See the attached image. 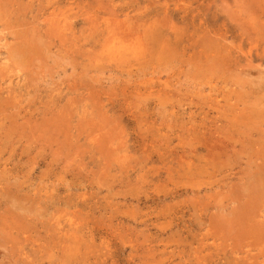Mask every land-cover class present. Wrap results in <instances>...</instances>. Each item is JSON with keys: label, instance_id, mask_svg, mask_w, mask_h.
Masks as SVG:
<instances>
[{"label": "rangeland", "instance_id": "obj_1", "mask_svg": "<svg viewBox=\"0 0 264 264\" xmlns=\"http://www.w3.org/2000/svg\"><path fill=\"white\" fill-rule=\"evenodd\" d=\"M0 69V264H264V0H0Z\"/></svg>", "mask_w": 264, "mask_h": 264}, {"label": "bare ground", "instance_id": "obj_2", "mask_svg": "<svg viewBox=\"0 0 264 264\" xmlns=\"http://www.w3.org/2000/svg\"><path fill=\"white\" fill-rule=\"evenodd\" d=\"M55 27V26H54ZM55 32V31H54ZM54 32H53V34H54ZM45 33V32H44ZM57 33V32H56ZM100 34V33H99ZM56 35V34H55ZM21 36V35H20ZM18 59V58H17ZM4 65V64H3ZM5 65H6V63H5ZM4 65V66H5ZM22 65V64H21ZM6 66H8V65H6ZM8 69V68H7ZM11 69V68H10ZM23 69V68H22ZM1 70V69H0ZM2 71V70H1ZM7 71V70H6ZM248 75V74H247ZM256 84V83H255ZM261 87V86H260ZM250 88V87H249ZM263 98V97H262ZM84 119V118H83ZM94 137V136H93ZM217 138V137H216ZM223 141V140H222ZM224 142V141H223ZM249 224V223H248ZM243 233V232H242ZM263 234V233H262ZM246 242V241H245ZM239 248V247H238ZM260 252H262L263 253V251H260ZM250 254V253H249ZM246 255V254H245ZM248 256V255H247ZM256 258V257H255Z\"/></svg>", "mask_w": 264, "mask_h": 264}]
</instances>
